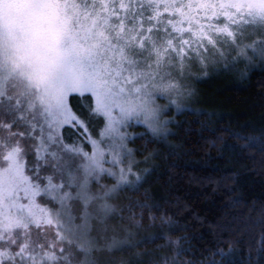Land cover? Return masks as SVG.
I'll use <instances>...</instances> for the list:
<instances>
[{
	"label": "snow or ice",
	"instance_id": "1",
	"mask_svg": "<svg viewBox=\"0 0 264 264\" xmlns=\"http://www.w3.org/2000/svg\"><path fill=\"white\" fill-rule=\"evenodd\" d=\"M222 63L264 68V0H0V264H133L115 254L156 240L150 264H264V202H245V251L222 233L200 247L132 195L190 110L189 75ZM247 127L206 130L264 156V128Z\"/></svg>",
	"mask_w": 264,
	"mask_h": 264
},
{
	"label": "trees",
	"instance_id": "2",
	"mask_svg": "<svg viewBox=\"0 0 264 264\" xmlns=\"http://www.w3.org/2000/svg\"><path fill=\"white\" fill-rule=\"evenodd\" d=\"M207 90L212 93V101L201 100L199 106L173 117L168 127L174 130V135L168 137L166 144L150 145L159 152L157 159L151 162L156 168L142 184L140 192L132 195L143 198L146 192L152 201L172 214L178 227L187 225L186 231L193 243L200 247L214 244L222 233L239 238V246L246 251V241L250 236L258 237L259 227L251 228L245 202L257 209L264 202V156L241 148L243 141L227 135L216 139L218 133L206 127L237 129L248 125L243 129L245 135L264 128V68L248 71L247 78L240 82ZM210 140H215V144H210ZM225 141L234 148L229 150L225 144L221 152ZM134 143L139 146L142 141L138 139ZM127 195L121 193V197ZM234 198L240 203L233 204ZM251 215L255 219L258 214ZM213 226H218L215 231ZM154 229L155 225L149 226L145 219L140 227L132 230L129 238L138 241ZM173 235H181V232ZM160 243L162 241L156 240L139 244L116 253V259L150 264L147 253L157 251L156 245ZM136 253L146 255L136 256Z\"/></svg>",
	"mask_w": 264,
	"mask_h": 264
},
{
	"label": "rangeland",
	"instance_id": "3",
	"mask_svg": "<svg viewBox=\"0 0 264 264\" xmlns=\"http://www.w3.org/2000/svg\"><path fill=\"white\" fill-rule=\"evenodd\" d=\"M263 69L258 64L250 66L248 71H256ZM243 66L239 68L235 67H226L223 63L220 65H212L207 70L201 72H194L189 75L187 87L191 88L192 94L190 98H185L183 102L190 104V109L193 107L199 106L201 100L205 102L212 101V93L207 90L214 87H220L224 84H229L231 82H240L241 71ZM202 97L204 99H202ZM158 103L164 104V100H159ZM196 105V106H195ZM172 114L171 111L165 112L160 116L161 120H164L170 117ZM144 131L143 126H137L135 128H129V131L141 132ZM114 182V181H113ZM116 257V255H115ZM119 258V256L117 255ZM103 259V258H102Z\"/></svg>",
	"mask_w": 264,
	"mask_h": 264
}]
</instances>
